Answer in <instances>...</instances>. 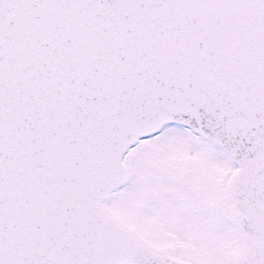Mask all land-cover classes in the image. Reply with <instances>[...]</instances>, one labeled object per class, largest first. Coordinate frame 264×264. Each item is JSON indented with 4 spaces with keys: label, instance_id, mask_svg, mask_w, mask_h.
Wrapping results in <instances>:
<instances>
[{
    "label": "snow or ice",
    "instance_id": "snow-or-ice-1",
    "mask_svg": "<svg viewBox=\"0 0 264 264\" xmlns=\"http://www.w3.org/2000/svg\"><path fill=\"white\" fill-rule=\"evenodd\" d=\"M0 264H264V0H0Z\"/></svg>",
    "mask_w": 264,
    "mask_h": 264
}]
</instances>
